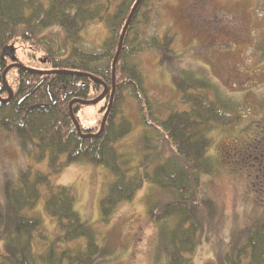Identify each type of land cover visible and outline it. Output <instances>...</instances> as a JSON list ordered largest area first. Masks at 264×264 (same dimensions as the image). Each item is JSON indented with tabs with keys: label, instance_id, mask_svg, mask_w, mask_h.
I'll use <instances>...</instances> for the list:
<instances>
[{
	"label": "trees",
	"instance_id": "1",
	"mask_svg": "<svg viewBox=\"0 0 264 264\" xmlns=\"http://www.w3.org/2000/svg\"><path fill=\"white\" fill-rule=\"evenodd\" d=\"M257 6L264 11V0ZM159 10L160 0H0V132L36 162L47 159L51 174L79 162L108 169L113 180L99 204L104 224L145 182L152 184L165 199L146 200L149 221L176 217L167 264H194L191 256L214 214L201 193L203 178L216 170L209 133L239 118L227 101L208 98L206 80L186 71L171 76L179 102L162 104L163 116L160 105L150 102L136 59L154 53L159 67L176 59L174 34L157 32ZM94 22L106 35L98 48H87L83 34ZM15 42L41 54L37 68L17 66L16 57L2 55L6 48L14 54ZM255 48L264 61V31ZM127 98L135 103L143 129L133 174L115 150L132 131L122 110ZM100 103L99 127L81 128L79 110ZM43 191L44 210L57 222L53 238L38 217L27 214ZM96 237L76 213L71 189L54 186L48 174L27 167L15 180L0 181V264H107L110 251ZM79 239L85 241L82 250L70 247ZM224 247L216 261L204 264H264V218L232 232Z\"/></svg>",
	"mask_w": 264,
	"mask_h": 264
},
{
	"label": "rangeland",
	"instance_id": "2",
	"mask_svg": "<svg viewBox=\"0 0 264 264\" xmlns=\"http://www.w3.org/2000/svg\"><path fill=\"white\" fill-rule=\"evenodd\" d=\"M257 3L258 0H160L161 27L157 32L162 35L170 30L174 34L176 59L163 67H159L154 53L136 59L148 98L153 105H160L161 116L165 114L162 104L179 102L171 76L186 71L206 80L208 98L227 101L239 118L226 127L214 126L209 133V155L216 170L203 178L201 193L213 204L214 214L191 256L194 264L216 261L232 232L243 230L251 220L264 218V187L260 190L256 184L259 168L264 167V61L255 48L264 31V11ZM105 35V27L94 22L83 34L84 47L98 48ZM13 50L17 66L37 68L39 52L20 42L13 44ZM100 106L103 105H83L77 114L81 128L99 127ZM122 110L132 131L115 144V150L129 174H133L141 158L139 139L143 129L132 100L127 98ZM27 167L48 174L54 186L71 189L79 218L93 228L97 244L110 251L107 264H167L169 236L176 217L167 222L149 221L146 200L165 199L152 184L145 182L132 200L120 203L104 224L99 204L113 180L108 169L79 162L51 174L47 159L36 162L31 154L23 153L17 140L0 132V181L15 180L19 171ZM45 197L43 191L27 214L38 217L46 236L53 238L58 234L57 222L44 210ZM84 244V239H79L69 245L82 250Z\"/></svg>",
	"mask_w": 264,
	"mask_h": 264
},
{
	"label": "water",
	"instance_id": "3",
	"mask_svg": "<svg viewBox=\"0 0 264 264\" xmlns=\"http://www.w3.org/2000/svg\"><path fill=\"white\" fill-rule=\"evenodd\" d=\"M3 56H7L11 61H14L15 60V57H14V54H13V51L11 48H6L3 50V53H2ZM38 86V85H37ZM34 87L26 96H24L19 102L18 104L25 98L27 97L28 95H30L31 93L34 92V90L37 88ZM47 93H48V96H49V99H50V105H54L56 103V100H55V97L49 92V90H47ZM100 99V98H99ZM104 122V120H103ZM103 125V124H102Z\"/></svg>",
	"mask_w": 264,
	"mask_h": 264
}]
</instances>
